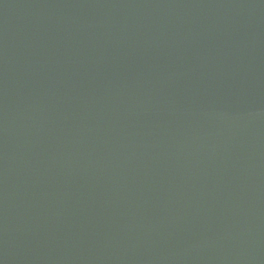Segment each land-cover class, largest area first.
Masks as SVG:
<instances>
[{
	"label": "water",
	"instance_id": "water-1",
	"mask_svg": "<svg viewBox=\"0 0 264 264\" xmlns=\"http://www.w3.org/2000/svg\"><path fill=\"white\" fill-rule=\"evenodd\" d=\"M0 264H264V0H0Z\"/></svg>",
	"mask_w": 264,
	"mask_h": 264
}]
</instances>
